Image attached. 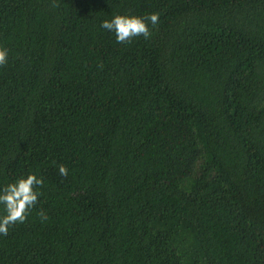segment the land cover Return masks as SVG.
Masks as SVG:
<instances>
[{
  "label": "trees",
  "instance_id": "obj_1",
  "mask_svg": "<svg viewBox=\"0 0 264 264\" xmlns=\"http://www.w3.org/2000/svg\"><path fill=\"white\" fill-rule=\"evenodd\" d=\"M53 2L0 0V264H264V0Z\"/></svg>",
  "mask_w": 264,
  "mask_h": 264
},
{
  "label": "clouds",
  "instance_id": "obj_2",
  "mask_svg": "<svg viewBox=\"0 0 264 264\" xmlns=\"http://www.w3.org/2000/svg\"><path fill=\"white\" fill-rule=\"evenodd\" d=\"M57 6L54 0L52 7ZM158 20L159 16L156 13L143 17L117 14L110 20H103L100 27L114 33L118 44H128L136 37L150 38L148 23L155 27ZM7 55L8 50L0 48V66L7 64ZM58 169L61 176L68 175V170L64 165H59ZM39 187H43V178H38L31 173L0 188V205L3 206V215H0V235L7 236L10 226L25 222L29 211L38 203L41 193L35 189ZM38 215L42 222L48 220L43 209Z\"/></svg>",
  "mask_w": 264,
  "mask_h": 264
}]
</instances>
